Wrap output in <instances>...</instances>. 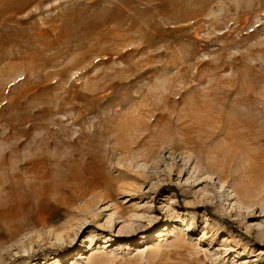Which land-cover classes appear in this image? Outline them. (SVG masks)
<instances>
[{"label": "rangeland", "instance_id": "obj_1", "mask_svg": "<svg viewBox=\"0 0 264 264\" xmlns=\"http://www.w3.org/2000/svg\"><path fill=\"white\" fill-rule=\"evenodd\" d=\"M0 264H264V0H0Z\"/></svg>", "mask_w": 264, "mask_h": 264}]
</instances>
